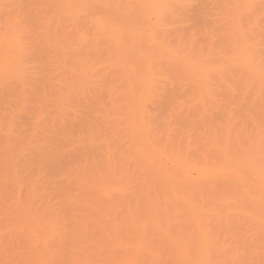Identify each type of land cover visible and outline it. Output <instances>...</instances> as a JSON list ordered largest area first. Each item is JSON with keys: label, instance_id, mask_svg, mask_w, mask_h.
Segmentation results:
<instances>
[{"label": "rangeland", "instance_id": "374dc122", "mask_svg": "<svg viewBox=\"0 0 264 264\" xmlns=\"http://www.w3.org/2000/svg\"><path fill=\"white\" fill-rule=\"evenodd\" d=\"M103 2L0 0V264H264V0Z\"/></svg>", "mask_w": 264, "mask_h": 264}, {"label": "bare ground", "instance_id": "6f19581e", "mask_svg": "<svg viewBox=\"0 0 264 264\" xmlns=\"http://www.w3.org/2000/svg\"><path fill=\"white\" fill-rule=\"evenodd\" d=\"M103 1L105 2V0ZM235 1H239V0H235ZM249 1L251 0H241V3L243 2L246 4ZM99 2L102 3L101 0H99ZM178 2H180V0H145L142 16L144 17V14L146 16L153 15L156 21H154L155 23H152V22L150 23L149 22L150 20H148L150 19L149 17L146 20H144V18L146 17L144 18L141 17L143 19V22L147 21V30L146 32L143 33V35L139 34V35H142L140 39L144 37L145 39H148V42L155 44L156 39H155L154 34L152 33L153 26L160 24L162 16L164 15V13H166V11L169 10L171 3H178ZM148 24L152 25L151 28ZM139 28H141V31H145L144 29H142L141 24ZM239 40H240L239 45L230 54L229 60L232 63L237 64L241 66L242 68L246 69L250 73L259 75L260 72L262 73L261 71L262 65H261V62L258 56L255 55L256 54L255 53L256 51L254 50L255 43L253 42L251 37H247L243 35L240 36ZM185 177L187 178V174Z\"/></svg>", "mask_w": 264, "mask_h": 264}, {"label": "snow or ice", "instance_id": "6c2138e0", "mask_svg": "<svg viewBox=\"0 0 264 264\" xmlns=\"http://www.w3.org/2000/svg\"><path fill=\"white\" fill-rule=\"evenodd\" d=\"M248 7H252V5H247ZM188 7H192L189 5ZM262 75H264V65L261 66Z\"/></svg>", "mask_w": 264, "mask_h": 264}]
</instances>
